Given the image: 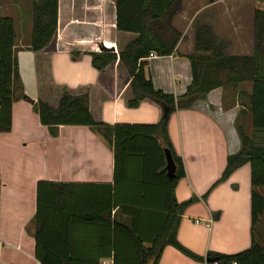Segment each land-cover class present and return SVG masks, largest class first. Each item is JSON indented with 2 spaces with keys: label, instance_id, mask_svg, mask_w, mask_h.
<instances>
[{
  "label": "crops",
  "instance_id": "1",
  "mask_svg": "<svg viewBox=\"0 0 264 264\" xmlns=\"http://www.w3.org/2000/svg\"><path fill=\"white\" fill-rule=\"evenodd\" d=\"M57 4L55 36L35 53L29 48L31 0H0V16L13 20L15 68L30 99L12 104L10 131L0 133V264H40L33 238L38 181L75 184L73 202L83 217L107 218L110 210V223H73L68 247L89 264H113L115 251L133 249L132 236H139L142 246L149 248L169 226L172 214L176 216L163 179H170L166 147L161 157L152 139L134 138L115 159L113 126L156 124L162 108L149 99L127 107L130 78L114 51H109L117 55L112 64L101 71L92 66L90 53L103 52L102 46L118 50L132 37L116 30L114 0H57ZM255 9H264V0H181L171 24L182 38L172 54L144 59L146 77L155 89L174 96L185 93L192 80L191 24L206 10L213 12L214 33L228 41L229 54L250 55ZM229 89L215 87L205 99L168 116V143L184 170L172 194L176 203L191 200L175 220L176 238L204 260L166 245L157 264H206L209 252L229 255L251 244L249 164L216 183L227 157L241 147L237 123L248 116L251 121L247 112L241 114L245 107L237 100L240 88L231 89L228 96ZM64 90L87 93L89 111L103 125H41L37 99L56 106ZM153 137L162 147L161 134ZM118 260L131 262L124 256Z\"/></svg>",
  "mask_w": 264,
  "mask_h": 264
},
{
  "label": "trees",
  "instance_id": "2",
  "mask_svg": "<svg viewBox=\"0 0 264 264\" xmlns=\"http://www.w3.org/2000/svg\"><path fill=\"white\" fill-rule=\"evenodd\" d=\"M213 1V0H211ZM115 26L119 32L132 35L123 46L118 47V63L122 65L130 80L127 107H136L144 99H149L162 108L159 121L153 125L116 124L113 126L115 159L124 150L127 140L148 137L154 141L161 157L163 147L171 153L176 166L175 177L166 182L171 200L170 224L161 236L150 242L149 248L142 246L139 236H132L133 249L115 251L113 264H157L162 249L166 245L195 260L203 258L192 254L180 245L176 238L175 220L179 221L183 209L191 202L176 203L173 188L176 181L184 176L181 159L172 151L166 136L169 114L176 109L190 108L195 101L205 99L215 87L236 90L244 81L250 82V90L238 92L239 103L245 107L241 114L251 116L253 133L248 135L242 124L237 123L241 147L227 157L226 166L218 182L226 180L237 168L249 164L250 167V219L251 244L245 250L234 254L209 252L205 260L218 264H264V9H255L252 14V53L250 55H229V43L218 37L213 30V12L206 10L196 16L191 24L193 50L188 55L191 65V83L184 94L174 96L153 87L146 77L145 58L150 55L168 56L173 53L182 33L171 24V19L180 11L181 0H114ZM57 0H31L32 22L29 48L33 52L44 50L53 40L57 28ZM15 33L13 20L0 16V133L10 131L11 107L18 99L30 101L24 95L20 77L13 57ZM91 63L98 71L103 70L116 59L114 52H92ZM74 56V55H73ZM74 58V57H73ZM87 93L72 94L62 91L56 106L37 99L35 106L39 122L45 126L76 125L101 126L89 111ZM160 133L162 147L153 137ZM73 183L38 181L36 185V210L34 223V256L40 264H89L78 252L68 247L73 223L78 220L95 223H110L107 218L96 215L83 217L75 209ZM116 223V222H114ZM57 244H60L57 246ZM85 253V252H84ZM128 257L131 262H121L120 257ZM211 264V262H206Z\"/></svg>",
  "mask_w": 264,
  "mask_h": 264
},
{
  "label": "rangeland",
  "instance_id": "3",
  "mask_svg": "<svg viewBox=\"0 0 264 264\" xmlns=\"http://www.w3.org/2000/svg\"><path fill=\"white\" fill-rule=\"evenodd\" d=\"M211 11V10H210ZM212 26H213V22H212ZM223 30L227 31V28H224ZM228 42V41H227ZM227 54H229V47H228V50L226 52ZM230 55V54H229ZM250 82L249 81H244V82H241L238 86V88H240V90H246L247 92L250 90ZM228 93V96L230 95V93H232V90L229 89V91H227ZM237 100L239 101V98L237 97ZM242 125L244 126V130L246 131V133L248 135H251L253 133V130H252V126H251V121L249 119V116L245 119V120H242L241 121ZM260 192L262 194H264V189L261 188L260 189Z\"/></svg>",
  "mask_w": 264,
  "mask_h": 264
},
{
  "label": "water",
  "instance_id": "4",
  "mask_svg": "<svg viewBox=\"0 0 264 264\" xmlns=\"http://www.w3.org/2000/svg\"><path fill=\"white\" fill-rule=\"evenodd\" d=\"M100 51H113V49L102 46L100 48ZM164 156L166 160V166H165L166 175L168 178L172 179L175 176V163L168 149H164ZM206 262H212V261L206 260Z\"/></svg>",
  "mask_w": 264,
  "mask_h": 264
},
{
  "label": "built area",
  "instance_id": "5",
  "mask_svg": "<svg viewBox=\"0 0 264 264\" xmlns=\"http://www.w3.org/2000/svg\"><path fill=\"white\" fill-rule=\"evenodd\" d=\"M113 51L117 54V50H116V48L114 46H113ZM211 264H218V262L217 261H212Z\"/></svg>",
  "mask_w": 264,
  "mask_h": 264
}]
</instances>
